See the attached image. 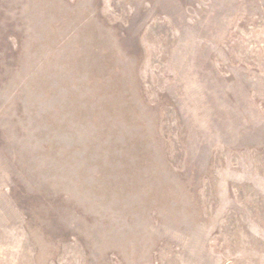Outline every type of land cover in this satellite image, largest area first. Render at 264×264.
I'll use <instances>...</instances> for the list:
<instances>
[{
  "label": "rangeland",
  "instance_id": "374dc122",
  "mask_svg": "<svg viewBox=\"0 0 264 264\" xmlns=\"http://www.w3.org/2000/svg\"><path fill=\"white\" fill-rule=\"evenodd\" d=\"M0 264H264V0H0Z\"/></svg>",
  "mask_w": 264,
  "mask_h": 264
}]
</instances>
